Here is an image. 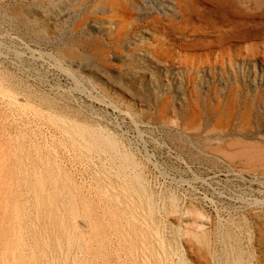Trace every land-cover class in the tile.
I'll use <instances>...</instances> for the list:
<instances>
[{
  "label": "rangeland",
  "instance_id": "rangeland-1",
  "mask_svg": "<svg viewBox=\"0 0 264 264\" xmlns=\"http://www.w3.org/2000/svg\"><path fill=\"white\" fill-rule=\"evenodd\" d=\"M0 79L1 222L21 201L25 233L42 230L36 170L46 190L63 172L56 186H76L96 214L125 172L158 201L171 264H264V0H0ZM50 111L90 124L116 145L101 155L128 167L69 148ZM118 251L107 264L132 263Z\"/></svg>",
  "mask_w": 264,
  "mask_h": 264
},
{
  "label": "bare ground",
  "instance_id": "bare-ground-1",
  "mask_svg": "<svg viewBox=\"0 0 264 264\" xmlns=\"http://www.w3.org/2000/svg\"><path fill=\"white\" fill-rule=\"evenodd\" d=\"M0 87H2L1 79H0ZM13 98L15 99V97ZM40 100L43 102V104H45L49 108L52 107V102L50 100L44 98H40ZM14 105L15 106H13V108L19 104H14ZM21 105L22 104H20V106ZM45 105H43L44 108ZM18 109L21 108H16V110ZM53 112L54 111H52L51 113L50 111V114H48L49 115L48 119L50 118L49 120L52 119L53 122H56L55 126H57V129H59L60 132L66 137L67 144H69L70 146L67 147L69 148L73 147L78 150L80 149L85 154L91 153L92 151H93L92 154L96 152L94 155L97 154L98 156L102 157V158L99 157L100 158L99 160L102 161V165L104 162H107L108 164L109 162L114 163L117 157L118 158L120 157L122 159V162H120L122 164H120V166H122L123 168L125 167L124 165H127L129 163L126 157L120 156V154L118 153L117 154L119 156H117V154L115 153L116 154L115 158H113L110 154V150L112 149L116 150L115 143L113 141H109L108 138H105L103 135H101L94 127L90 126V124L88 125L84 123V121L81 122L82 120L80 121L76 120L74 119L75 117L73 118L71 116H68L67 115L68 113L66 114L64 113V111H63L64 114H61L59 112L61 115H57L58 112L57 113H53ZM43 113H42V117H43ZM25 147L27 148V146ZM25 147L23 148L26 149ZM106 148L108 149L111 148L109 151L107 150L110 154V157H104L107 156V154L101 155V153L104 152ZM30 149L33 151V147L30 146ZM21 152L23 151L21 150ZM26 152H28V150ZM37 152L38 151H36V154ZM28 153H31V151ZM25 154L27 157V153ZM82 155L81 157L85 156ZM88 155L90 158L91 155L90 154ZM94 155H92L93 159H94ZM43 159L45 160V158ZM90 161H92V159ZM39 162L40 160L38 161V163ZM26 164L28 166L30 165V163L29 164L26 163ZM43 166L45 167L47 165H43ZM36 168L34 169L36 170ZM28 169L31 171L30 168ZM28 169L26 167V170ZM39 170H36V172H34V176H35L33 179L34 187L32 189V191L34 192L32 199L33 204L31 206V209L34 208L33 214L35 213L34 214L35 220L37 219L36 222L38 223V219H41L39 220L40 221L39 225L42 230L40 231L36 230L37 233L36 234L33 233V236L31 235L30 238L28 236V233H25V229H24L25 228L24 218L25 217L27 218L29 216V213H31L32 211L30 210L29 212L28 208L30 206L26 208L28 205H26L25 207L24 206L25 204L23 205V203L22 204L20 203L21 206L19 204L17 205V203L21 201H18L17 203H15L16 202L15 201L13 204L10 199V202L12 204L10 206L6 205L7 207L3 209L4 213L7 216V220L3 218V220L1 219L2 222L0 221L2 223V225L0 224V264H107L110 263L109 256L112 255L113 253L116 254V256L115 255L113 256L119 259L117 252L120 253L118 250H121L123 248L129 250L128 252L127 251L126 252L130 253L131 257L128 258H131L132 260L131 264H171L173 259L171 257V254L167 251V245H166L167 242L164 241L163 231L165 228V223L163 219L160 218V214L162 212L158 210L157 207L158 201L156 200V198L152 197V195L145 190L144 186L142 185L143 182H141V180L139 181L136 176L134 177L133 175L125 174V172H120L118 174L119 180L117 179V182L118 181L119 182L112 192H111L112 189L111 190L102 189L100 193V197L103 199V201L105 200V202H102L101 199L99 200L100 202L104 203V205L101 206L100 204H98L97 207H99L100 205L101 211L100 210L99 211L101 213L96 214L93 212L94 210L91 208L92 205L90 203L92 201L90 202V199L87 198L90 203L84 204V202L85 203L88 202V200H86L87 197L86 194L88 192L85 194L86 195L85 198L78 199L81 198L79 197L81 195L80 193L76 192L77 191L76 190L77 188L75 189L76 186L74 187L72 185L66 184L67 182H65L66 185L63 183L64 182L63 178L66 176L63 175L64 174L63 172H61L63 173L62 175L61 173H57L60 176L55 174H52L51 176L49 175L51 177L49 182L52 185V189L48 186L50 189L46 190L45 187L47 186H45V177L42 175V172ZM45 174H46L45 176L48 175L47 172ZM29 177L30 175L28 174L27 178ZM21 178H23V176ZM59 180L63 181L62 183L64 185L56 186V183ZM25 181H27V179ZM31 183L32 182L30 181V184ZM113 184L111 185L113 186ZM73 185H75L74 182ZM93 186L97 187L98 185L95 184ZM77 187H79V185ZM96 187L94 189L96 191H98L97 189L101 190L102 188L101 187L96 189ZM79 190H81V186L80 189L78 188V191ZM83 190L84 189L81 190V194ZM94 190H92V192ZM27 194L29 193L27 192ZM96 196H98L99 198V194ZM79 202L80 203L82 202L83 205H85L84 207H87L86 211H83L84 216L81 214L82 210L81 211L79 210L78 207ZM95 202L93 204L94 207L96 206ZM89 204L91 206H87ZM42 206L43 208H40ZM97 207L96 209L94 208L95 211H97ZM164 207H165L164 216L168 212H175L176 206H174L173 202H170L169 204L166 203V206ZM38 212L42 217L38 216L37 214ZM162 215L163 214H161V217L163 218ZM93 216H95L99 220L94 224L92 223L93 218H95ZM78 217H81L82 219L78 220L77 219ZM32 223L33 222L31 221V224ZM48 223L53 224L54 226L53 229L55 231L54 230H51V232L47 231ZM34 226L35 227H33V229L35 230L36 225ZM196 228H197L196 231H194L193 233V237L196 240L195 242L199 244L201 249L203 248L204 251H206L207 256L208 255L210 256L211 250H210L208 235H206V233L200 228L199 225ZM56 230L58 231V233L56 232ZM86 230L89 231L88 237H86V233H85Z\"/></svg>",
  "mask_w": 264,
  "mask_h": 264
}]
</instances>
